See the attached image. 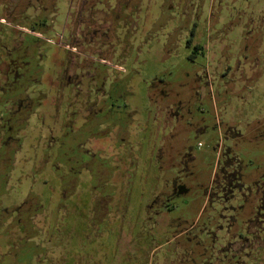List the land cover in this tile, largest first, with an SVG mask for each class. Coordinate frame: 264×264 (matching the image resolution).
Wrapping results in <instances>:
<instances>
[{
    "label": "rangeland",
    "instance_id": "rangeland-1",
    "mask_svg": "<svg viewBox=\"0 0 264 264\" xmlns=\"http://www.w3.org/2000/svg\"><path fill=\"white\" fill-rule=\"evenodd\" d=\"M9 1H0L1 12L13 9L12 16H27L21 24L27 28L25 40L50 43L43 47L49 53L42 65L48 81L66 0ZM104 1L107 12L94 10L104 33L85 50L88 61L100 56L107 64L92 62L105 77L106 96L95 109L83 115V109L60 106L58 120L49 119L55 112L53 90L44 81L25 82L38 109L30 118L35 115V124L13 128L20 143L8 146L17 149L8 150L10 161L0 149L5 157L0 159V264H218L215 257L198 256L197 242L216 222L206 187L221 149L234 148L250 182L264 172V140L233 146L226 138L244 133L247 125L254 135L253 128L264 124V0H238L231 17L213 0L207 8H199L205 4L200 0H120L118 16L116 0ZM175 2L185 8L186 21ZM260 5L262 21L249 12ZM30 67L35 76L37 67ZM153 78L163 80L167 96L153 91ZM197 86V97L187 100ZM34 88L42 95L28 92ZM19 93V87L0 92V110ZM71 118L72 129H65ZM226 123L236 132L227 131ZM51 134L55 163V149L46 158ZM174 178L188 191L164 203ZM16 204L21 211H12ZM257 247L261 251L250 253L247 264H264V239Z\"/></svg>",
    "mask_w": 264,
    "mask_h": 264
},
{
    "label": "flooded vegetation",
    "instance_id": "flooded-vegetation-1",
    "mask_svg": "<svg viewBox=\"0 0 264 264\" xmlns=\"http://www.w3.org/2000/svg\"><path fill=\"white\" fill-rule=\"evenodd\" d=\"M200 1L205 2V4H201L199 8L203 5L207 8V2L211 0ZM213 1L217 2V6L219 7L221 13H224L225 16L227 14L231 17L233 15L231 6L235 5L238 0ZM9 2L12 3V0ZM103 3H105L104 0L65 1L66 8L64 23L61 31L56 33L59 34L60 37H58V35L56 36L55 39L57 40L53 41V48L51 49V52L57 57H51L50 59L52 61L49 63L52 67L51 71L48 73L50 74L48 81H46V79L44 80V74H46V72L42 70L43 63H48L46 60H48L47 56L49 50L43 48L46 42L44 43L43 40L38 39H33L31 42H27L25 40L27 28L21 25L23 24L22 20L27 16L23 15L24 13L12 16L11 13L13 12V9L8 10V12H4V10H2L3 14H0V92L6 93L13 88H20L18 96L16 95V97L12 99V105L8 106V103L11 100L10 99L7 101L5 109L0 110V149H2L4 153L3 156L7 157L6 159H8V161H10V158L7 155L9 154L8 150H11L12 153L17 151L16 148L9 149L8 146L13 142H16V144L20 143L18 133L13 132L15 125L22 126L23 124H27V122L35 124L36 121L35 115L34 119H32L33 121L30 120L33 116L32 114L38 108L33 107L32 98L27 93L25 82L28 80L31 81V83L44 81L46 85L53 90L51 105L52 110L55 112L51 113V117L49 116V119L52 118L53 120L57 119L58 113L56 116V111H58L60 106H62V109H83V115H85L90 113V109H95L96 103L101 101V99L106 96V94L102 91V79L105 77L102 76V73L97 71V69L92 65V62L96 61L97 64H107L100 56H91L94 57L95 60L90 62L86 57L87 55L90 56V54L85 53V50L88 47L87 44H91V40L98 38V32L104 33L100 31L101 21L96 17V15H94L95 9L99 8L100 10H103V5H105ZM116 3L119 5H117L118 10L114 12L116 13L114 15L118 16L121 1L116 0ZM246 3L247 2L243 1L242 8ZM54 5L55 3H52L53 8ZM126 5L127 3H125V6ZM7 6L9 7V4ZM175 6L179 12L180 19L184 20L183 17L186 13V10H184L185 8H180L176 2ZM258 7H260L259 11L257 8H252L249 12H254L256 17H259L262 21V5ZM32 8L36 9L35 6H32ZM110 8H112V6H110ZM242 8L241 6L238 8V15ZM103 11L107 12V10ZM2 12L0 6V13ZM123 12H126V9L123 10ZM36 13L29 17L31 18L34 15L37 16ZM129 14L132 15V12L129 11ZM12 17L14 18L13 20L19 22L15 23L11 20ZM92 20L95 22H92ZM258 27L262 28V24ZM75 28L79 30L76 33ZM194 29L195 26L190 27L188 31L190 34L189 37L194 34ZM190 42L191 39L187 36L185 38V43L189 44ZM30 66L37 67V72H34L36 74L35 76L29 73L31 70ZM39 68H41V70ZM38 74L39 77L37 78ZM206 76L207 75L205 74V77H201L204 78L205 82L203 81V84L205 85L208 84V78H206ZM159 84H161L160 88H158ZM151 86L154 88L153 91L156 89L158 90V94L160 96H167L166 86L161 78H153ZM197 88L199 87L197 86L194 91L191 92V96H189L187 100L191 99L190 97H197ZM62 91H65L64 96L63 93H61ZM28 92L32 94L35 93V96L42 95V92H40L37 88ZM92 93L94 94L93 96L90 95ZM178 105V107H181L183 104H181V101H178ZM99 111L101 110L98 109L95 115H97ZM66 114L67 113L63 110L61 113L63 119L67 118ZM90 117L91 115L88 118L84 116L82 124H85ZM40 122L44 123L43 119H40ZM70 122L71 123H66L64 125V127H69H65V129H72L69 124H73L74 119L71 118ZM260 122V120L256 121L257 124H260ZM79 126L82 127L80 124ZM248 126L249 125L245 128L244 133H241L240 131H235L234 124L228 125V123H226L225 127L227 128V131L233 130L236 132L233 133L235 136H226V138L232 139L233 146L242 142L246 144V142L256 140L257 142H255L259 143L264 140V124L261 123L260 128H253L255 131L256 129L258 130L257 132L254 131V135L251 134L250 130L248 131ZM21 131L23 132V130ZM50 137L51 139L46 142L50 149L46 158H48V156H52L56 147V137H54L53 134H51ZM53 139L54 141L52 143ZM56 149L54 154L57 155V157L54 159V163L58 158ZM45 150L47 151L48 149L44 148V151ZM3 156H0V159H5ZM181 161L182 160H180V162ZM35 164L34 167L37 166ZM182 165L184 164L182 163ZM244 167L245 164L243 159L235 153L234 148L226 147L221 149L216 166L213 170V175L206 187L207 204L211 206L213 212H216V218H214L216 222L213 224V230L207 228L204 229L205 234H203L205 235V240H199L197 242V245L201 246L202 249L200 253H198V256H201V258L202 255L210 258L215 257L218 264H247L250 253L256 252V250L260 248L257 247V243L259 241L262 242L264 239L262 236V233H264V172H256V176H254L255 178L253 177V181L251 180L250 182L248 179L249 175L244 173ZM186 189V186L184 183H181V180L178 178L172 179L170 193L164 195V203H167L171 199L179 196L181 193L185 192ZM251 195L255 196L254 199H256V202L250 207L248 202ZM158 199L160 198L157 197L156 200ZM15 206H17V208L12 211H21L22 206L19 204H16ZM6 209L7 208L2 209V212ZM7 211L8 210H6V212ZM212 216L214 217L213 214ZM238 218L241 219H239V225H236ZM252 225L253 231L250 229ZM218 231L221 232V234L218 235ZM222 240L225 241V243L220 245ZM261 249L262 247L259 251H261ZM205 263L212 264L211 262Z\"/></svg>",
    "mask_w": 264,
    "mask_h": 264
}]
</instances>
